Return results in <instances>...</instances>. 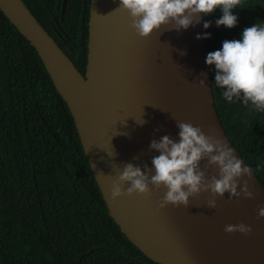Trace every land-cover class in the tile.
Instances as JSON below:
<instances>
[{"label": "water", "instance_id": "obj_1", "mask_svg": "<svg viewBox=\"0 0 264 264\" xmlns=\"http://www.w3.org/2000/svg\"><path fill=\"white\" fill-rule=\"evenodd\" d=\"M118 4L90 0L84 74L23 0H0V11L35 48L70 111L102 201L89 190L90 195L105 204L135 247L159 264H264V218L258 216L264 185L253 171L251 178H240L238 191L247 181L254 198L242 193L229 199L225 193L217 197L215 208L207 207L211 197L202 192L190 197L187 208L161 209L163 188L152 189L148 196L111 198L112 183L124 164L152 167V157L159 155L149 151L152 140L168 135L178 141L176 122L200 126L206 135L223 140L243 161L242 167H249L217 114L202 19L187 30L163 26L140 38L129 27V14L114 11ZM66 5L62 0L61 18ZM202 79L204 86L199 84ZM200 167L207 177L218 174L207 160ZM240 223L250 226L251 233L225 232L226 225Z\"/></svg>", "mask_w": 264, "mask_h": 264}, {"label": "trees", "instance_id": "obj_2", "mask_svg": "<svg viewBox=\"0 0 264 264\" xmlns=\"http://www.w3.org/2000/svg\"><path fill=\"white\" fill-rule=\"evenodd\" d=\"M61 1L23 0L51 36L57 20L72 49L64 52L84 74L90 0H67L62 19ZM233 14L231 29L216 26L219 9L202 18L211 22L203 26L208 53L264 22V0H242ZM210 74L225 133L264 185V111L242 97L229 103L214 66ZM89 190L102 201L70 111L35 48L0 11V264H159L127 239Z\"/></svg>", "mask_w": 264, "mask_h": 264}, {"label": "clouds", "instance_id": "obj_3", "mask_svg": "<svg viewBox=\"0 0 264 264\" xmlns=\"http://www.w3.org/2000/svg\"><path fill=\"white\" fill-rule=\"evenodd\" d=\"M241 4L242 0H119L114 11H126L131 20L129 27L140 38H147L163 26L174 25L168 30H187L217 9L222 16L215 21L216 26L231 29L238 20L233 9ZM203 26L208 29L211 22L204 21ZM208 35L205 33L203 38H208ZM200 38L198 35L197 39ZM206 63L214 66V82L224 90V99L231 103L233 97H242L245 105L250 102L256 110L264 111V22L257 21L246 27L241 39L223 41L220 49L207 54ZM199 84L204 86V80ZM176 126L179 129L178 141L168 135L151 141L149 151L159 153L152 157V167L130 162L123 165L110 189L113 200L124 195L148 196L152 189L162 188L165 192L159 203L161 209L167 205L187 208L190 197L199 196L202 192L210 194L211 198L207 200L209 208H215L217 197L223 198L225 193L229 194V199L239 198L242 193L244 198H254L247 181L238 191L240 178H251L252 170L242 167L243 161L234 155L228 144L206 135L200 126L188 122H176ZM202 160H207L209 166H216L218 174L207 177L200 167ZM125 184L128 185L126 189ZM258 216L264 218V206L259 207ZM224 230L244 235L252 231L244 223L226 225Z\"/></svg>", "mask_w": 264, "mask_h": 264}, {"label": "flooded vegetation", "instance_id": "obj_4", "mask_svg": "<svg viewBox=\"0 0 264 264\" xmlns=\"http://www.w3.org/2000/svg\"><path fill=\"white\" fill-rule=\"evenodd\" d=\"M61 4H62V1H61ZM60 12H61V8H60ZM64 15H65V13H64ZM60 18H61V16H60ZM55 23L57 24V27L59 28V30H58V28H55L52 24H50L52 31L54 33V35H52L53 38L56 40V42L59 44V46H61V48L63 50H64V48L69 50V51L72 50L68 44V41H67V39H69L68 35L61 29L57 20H55Z\"/></svg>", "mask_w": 264, "mask_h": 264}]
</instances>
